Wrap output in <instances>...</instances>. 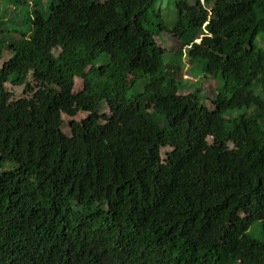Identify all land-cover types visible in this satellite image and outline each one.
I'll return each instance as SVG.
<instances>
[{
	"label": "trees",
	"instance_id": "obj_1",
	"mask_svg": "<svg viewBox=\"0 0 264 264\" xmlns=\"http://www.w3.org/2000/svg\"><path fill=\"white\" fill-rule=\"evenodd\" d=\"M156 1L0 0V264H264V0L175 1L168 64Z\"/></svg>",
	"mask_w": 264,
	"mask_h": 264
},
{
	"label": "rangeland",
	"instance_id": "obj_2",
	"mask_svg": "<svg viewBox=\"0 0 264 264\" xmlns=\"http://www.w3.org/2000/svg\"><path fill=\"white\" fill-rule=\"evenodd\" d=\"M103 1V0H101ZM175 1L177 0H157L147 11L148 13V23L145 24V27L152 30L158 31L156 34V42L164 49L163 59L166 64L169 63L173 52L178 47V41L174 36L168 32L176 19V9ZM163 28V31L159 33V29ZM199 41V38L196 39ZM261 44L264 46V41L261 40ZM5 58L9 56L8 53L4 54ZM182 60V59H181ZM183 67H180L178 71V77L180 83L178 84V93H188L192 92L198 88V94L200 98L204 96V102L207 105L208 109L213 113H216L221 106L226 103H230L233 100H236L240 94L239 91L235 88H230L231 97L222 94L219 92L221 86L218 83V77H208L204 76L201 65L196 61L191 63L188 61H183ZM218 78V79H217ZM29 86L33 91H36L38 88V82L34 79L29 78ZM224 87V86H223ZM6 88L12 94L14 99L18 97H23L30 95L25 91V85L14 86L11 84H6ZM82 88V79L75 78L73 85V93L78 92ZM106 113L107 109L104 110ZM86 115L85 112H78L77 115L73 118H69L63 115V126L62 131L69 135L70 134V121L76 120L80 121ZM166 149H162V153ZM249 236H252L256 239L261 237V229L258 222L252 223L250 229H248Z\"/></svg>",
	"mask_w": 264,
	"mask_h": 264
},
{
	"label": "water",
	"instance_id": "obj_3",
	"mask_svg": "<svg viewBox=\"0 0 264 264\" xmlns=\"http://www.w3.org/2000/svg\"><path fill=\"white\" fill-rule=\"evenodd\" d=\"M197 41V40H196Z\"/></svg>",
	"mask_w": 264,
	"mask_h": 264
}]
</instances>
